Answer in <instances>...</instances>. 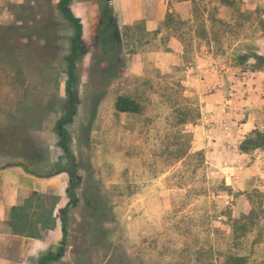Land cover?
Instances as JSON below:
<instances>
[{
	"label": "rangeland",
	"instance_id": "1",
	"mask_svg": "<svg viewBox=\"0 0 264 264\" xmlns=\"http://www.w3.org/2000/svg\"><path fill=\"white\" fill-rule=\"evenodd\" d=\"M121 2L72 0L88 53L62 126L72 30L58 0H0V173L11 183L22 168L54 189L24 200L33 240L24 258L8 243L6 264H219L238 220L241 253L264 264V149H240L264 132V71L241 58L264 54V0ZM106 3L120 56L96 40ZM118 96L141 113H117Z\"/></svg>",
	"mask_w": 264,
	"mask_h": 264
},
{
	"label": "trees",
	"instance_id": "2",
	"mask_svg": "<svg viewBox=\"0 0 264 264\" xmlns=\"http://www.w3.org/2000/svg\"><path fill=\"white\" fill-rule=\"evenodd\" d=\"M71 3L72 0H58L57 3L59 12L72 30V34L67 38V53L64 56L67 79L65 81V112L60 122V125L62 126L63 124L69 123L76 113L79 102L78 86L80 64L84 56L88 53V49L83 43L82 25L80 20L72 13ZM99 26L96 38L98 41V47L106 54L112 53L120 56L122 54V49L119 27L117 25L116 18L114 17L113 9L107 3L102 8ZM249 57L254 58L253 70L264 71V54L241 56L243 59ZM101 99L102 97L93 98V111H96ZM114 109L117 113L138 114L142 111V105L128 96H118L114 103ZM93 114L94 113H92L88 124L84 127L87 132L91 129L94 118ZM58 146L64 154H70V139L64 131L60 133ZM256 148L264 149V132H252L251 137L243 141L240 146L242 151ZM246 228L247 226L242 222V220L235 222L232 229L233 242L231 243L229 251L223 255L219 264H248L247 255L241 253L242 247L245 243L242 238L246 235ZM63 230L66 233V229Z\"/></svg>",
	"mask_w": 264,
	"mask_h": 264
},
{
	"label": "crops",
	"instance_id": "3",
	"mask_svg": "<svg viewBox=\"0 0 264 264\" xmlns=\"http://www.w3.org/2000/svg\"><path fill=\"white\" fill-rule=\"evenodd\" d=\"M147 1L156 2L157 0ZM121 3V0H112V5L116 11H118V8L122 7ZM78 9L79 8H77L76 5H72L71 7L72 13L75 15V17L82 18V15ZM126 17L131 21L142 16L135 15L133 12H129L126 14ZM122 23L127 24L128 22L124 21ZM99 24H97V28ZM147 25H149V23H147ZM253 129L254 121L252 119H248V121L240 125V128L237 132L242 134L243 137ZM237 132H233L234 137L238 136ZM12 173L15 176L13 182L11 183L3 179L2 174L0 173V264H6V246L8 243L12 241L20 244L19 256L20 258H24V251H26L25 244L26 242L28 243L29 241L33 240V238L24 235V211L22 212L21 208L22 205L24 206V200L30 197L33 193L44 194L48 191L54 190L37 189L35 177L26 175L24 173V169L22 168L12 171ZM227 177L228 176L226 174V180ZM3 251L5 252L3 253Z\"/></svg>",
	"mask_w": 264,
	"mask_h": 264
}]
</instances>
